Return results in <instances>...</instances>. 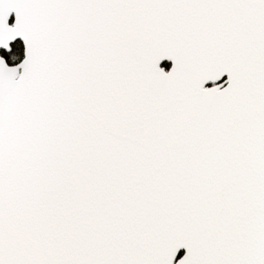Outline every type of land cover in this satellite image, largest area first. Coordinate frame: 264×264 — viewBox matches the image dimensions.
Returning <instances> with one entry per match:
<instances>
[{"label":"snow or ice","instance_id":"snow-or-ice-1","mask_svg":"<svg viewBox=\"0 0 264 264\" xmlns=\"http://www.w3.org/2000/svg\"><path fill=\"white\" fill-rule=\"evenodd\" d=\"M0 264H264V0H0Z\"/></svg>","mask_w":264,"mask_h":264}]
</instances>
